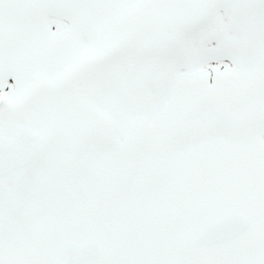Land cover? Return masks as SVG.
Listing matches in <instances>:
<instances>
[{
	"label": "snow or ice",
	"instance_id": "snow-or-ice-1",
	"mask_svg": "<svg viewBox=\"0 0 264 264\" xmlns=\"http://www.w3.org/2000/svg\"><path fill=\"white\" fill-rule=\"evenodd\" d=\"M0 264H264V0H0Z\"/></svg>",
	"mask_w": 264,
	"mask_h": 264
}]
</instances>
